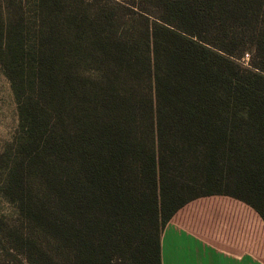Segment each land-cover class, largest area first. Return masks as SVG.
<instances>
[{"label": "trees", "instance_id": "16d2710c", "mask_svg": "<svg viewBox=\"0 0 264 264\" xmlns=\"http://www.w3.org/2000/svg\"><path fill=\"white\" fill-rule=\"evenodd\" d=\"M0 65V248L24 264H162L210 195L264 220V0H0Z\"/></svg>", "mask_w": 264, "mask_h": 264}, {"label": "crops", "instance_id": "0c3cea01", "mask_svg": "<svg viewBox=\"0 0 264 264\" xmlns=\"http://www.w3.org/2000/svg\"><path fill=\"white\" fill-rule=\"evenodd\" d=\"M162 264H264V220L228 195L180 208L161 235Z\"/></svg>", "mask_w": 264, "mask_h": 264}, {"label": "rangeland", "instance_id": "374dc122", "mask_svg": "<svg viewBox=\"0 0 264 264\" xmlns=\"http://www.w3.org/2000/svg\"><path fill=\"white\" fill-rule=\"evenodd\" d=\"M250 55H244L241 58V63L245 66L249 64ZM19 125V115L17 102L11 88V84L8 78L5 76L0 65V148H3L9 141L12 140ZM17 218V210L13 204L7 201L5 197L0 193V226L3 224V220L12 221ZM0 241H5L0 230ZM5 250L0 248V264H24L26 262L20 261V258H16L10 255ZM19 259V260H17Z\"/></svg>", "mask_w": 264, "mask_h": 264}, {"label": "built area", "instance_id": "2783aa9c", "mask_svg": "<svg viewBox=\"0 0 264 264\" xmlns=\"http://www.w3.org/2000/svg\"><path fill=\"white\" fill-rule=\"evenodd\" d=\"M247 54V56H249V54L248 53H246Z\"/></svg>", "mask_w": 264, "mask_h": 264}]
</instances>
